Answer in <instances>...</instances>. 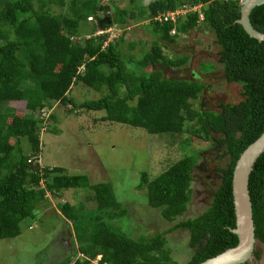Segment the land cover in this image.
Returning <instances> with one entry per match:
<instances>
[{"label":"trees","instance_id":"trees-1","mask_svg":"<svg viewBox=\"0 0 264 264\" xmlns=\"http://www.w3.org/2000/svg\"><path fill=\"white\" fill-rule=\"evenodd\" d=\"M34 1L0 0V239L19 235L20 222L36 217L48 192L59 195L61 189L85 188L94 192L86 197L96 202L93 210H86L82 203L78 207L68 201L59 205L71 234V247L74 241L79 243L81 258L76 257L72 264H90L95 259L98 264H180L171 258L165 240L167 233L179 228L189 232L188 243L194 251L185 264H199L235 246L233 169L241 152L264 131V40L250 37L237 22L240 4L230 0H146L144 7L145 0H134L138 9L128 13L118 6L101 5L100 0H70V14H54L51 4L63 6L65 0H36L37 7ZM181 4H201L203 19L199 21L197 12L179 18L176 24L154 19ZM100 11L104 19L98 16ZM142 11H147L143 17L150 19L156 39L133 62L121 51L122 36L109 41L108 33L115 27L123 31L129 19H136L135 12ZM93 18L95 24L87 29L83 43L77 42L82 24ZM249 20L256 31L264 33V4L251 10ZM206 26L219 45L217 55L225 82L238 83L243 89L242 101L222 104L220 111H200L194 106L203 82L165 77L159 69L145 71L147 66L186 63L185 57L167 58L159 41L174 43L179 33ZM127 63L132 64L130 68ZM77 82L102 96L77 104L67 97ZM53 102L70 103L73 109L102 110L101 120L140 127L152 135L194 132L224 147L221 156L228 155L229 162L219 169L221 182L208 209L153 236L136 238L121 231L117 223L125 209L109 183H91L86 175H67L61 167L41 166L30 159L40 152L42 110L51 108ZM23 139L30 144L31 155L23 151ZM196 163L197 156L187 153L152 179L144 170L136 188L145 189L148 205L159 208L162 218L171 221L191 200ZM248 191L255 237L264 243V152L253 165ZM60 263L69 264L68 259Z\"/></svg>","mask_w":264,"mask_h":264},{"label":"rangeland","instance_id":"rangeland-1","mask_svg":"<svg viewBox=\"0 0 264 264\" xmlns=\"http://www.w3.org/2000/svg\"><path fill=\"white\" fill-rule=\"evenodd\" d=\"M59 6L51 4L54 14H70L68 2ZM99 4L135 11L138 9L134 0H100ZM147 1L142 5L145 7ZM35 7L38 3L34 1ZM113 10L110 16L113 15ZM136 19H129L126 29L109 30L108 40L122 36L120 48L127 59L136 61L153 46L156 36L152 34L150 19L143 17L147 11L135 12ZM105 18L103 11L98 13ZM90 19V17L88 18ZM95 19L82 24V36L76 41L83 43L87 29L94 26ZM93 28V27H92ZM108 31V30H107ZM133 44L132 47L129 44ZM163 53L171 60L187 58L186 63L178 67L162 65L147 66L146 72L161 70L163 76L186 78L203 82L204 87L194 100V106L200 111H220L222 104H237L244 98L242 86L238 83H226L223 66L218 61L219 45L216 43L211 28L196 27L186 33H179L174 43L159 41ZM132 64L127 63L130 68ZM207 70H201L203 69ZM208 65V66H207ZM102 93L77 82L73 84L67 97L77 104L85 100H95ZM12 105L16 103H11ZM70 103L53 102L46 108L40 133V152L30 156L41 166L61 167L64 173L83 174L91 183H109L117 201L125 209V214L118 219L121 231L134 237L153 236L158 231L166 230L174 224L192 219L205 212L210 206L213 195L221 182L220 168L229 162L228 155L216 142L195 135L194 132L180 135L149 134L140 127L118 122L101 120L104 111H92L72 108ZM53 115V119H50ZM59 131L55 133L54 131ZM187 141V142H185ZM22 148L31 155L32 150L26 139ZM187 153L197 156V163L192 170L190 183L191 200L186 210L171 221L162 218L159 208L148 205L146 190L137 189L140 173L147 170L149 179L164 172L173 163L182 159ZM45 180L41 183L45 184ZM93 191L85 188L61 189L59 195L47 193L45 206H41L36 217L26 218L20 222L21 231L16 237L0 239V264H61L68 259L69 264L76 257L79 243L74 241L71 247V234L61 217L59 205L70 202L78 207L80 203L86 210H93L94 200H86ZM69 226V225H68ZM70 234V236H69ZM166 247L172 259L185 264L193 254L189 245V232L175 229L165 235ZM250 264H264V243L257 242ZM39 261V262H38ZM90 264H98L97 259Z\"/></svg>","mask_w":264,"mask_h":264},{"label":"water","instance_id":"water-1","mask_svg":"<svg viewBox=\"0 0 264 264\" xmlns=\"http://www.w3.org/2000/svg\"><path fill=\"white\" fill-rule=\"evenodd\" d=\"M262 4H264V0H244L240 6V19L237 21L250 37L259 41L264 40V33L253 28L249 14L255 6ZM263 152L264 131L241 152L233 169L232 198L235 228L232 229V232L237 236V244L199 264H242L253 258L258 241L255 237L248 180L255 161Z\"/></svg>","mask_w":264,"mask_h":264},{"label":"built area","instance_id":"built-area-1","mask_svg":"<svg viewBox=\"0 0 264 264\" xmlns=\"http://www.w3.org/2000/svg\"><path fill=\"white\" fill-rule=\"evenodd\" d=\"M228 1V0H226ZM230 1H236L240 5L244 0H230ZM192 12H197L199 15V20H202L203 14L201 11V4H181L177 6L174 10H170L168 12L159 14L156 16L154 19L160 21V22H166V21H171L172 23L176 24L178 22L179 18H185L188 14ZM175 33V29H171V34ZM44 110L42 111V115H44Z\"/></svg>","mask_w":264,"mask_h":264},{"label":"clouds","instance_id":"clouds-1","mask_svg":"<svg viewBox=\"0 0 264 264\" xmlns=\"http://www.w3.org/2000/svg\"><path fill=\"white\" fill-rule=\"evenodd\" d=\"M240 6H241V5H240ZM202 14H203V13H202ZM202 19H203V18H202ZM199 21H200V20H199ZM174 34H175V33H174ZM172 35H173V34H172ZM191 80H192V79H191ZM43 110L45 111V110H47V109H43ZM43 110H42V111H43ZM42 116H44V115H42ZM69 236H70V234H69Z\"/></svg>","mask_w":264,"mask_h":264}]
</instances>
